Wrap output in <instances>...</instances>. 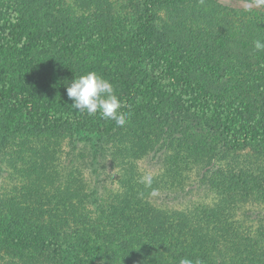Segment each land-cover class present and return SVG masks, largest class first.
I'll use <instances>...</instances> for the list:
<instances>
[{"label": "trees", "instance_id": "16d2710c", "mask_svg": "<svg viewBox=\"0 0 264 264\" xmlns=\"http://www.w3.org/2000/svg\"><path fill=\"white\" fill-rule=\"evenodd\" d=\"M90 1L101 7L108 3L107 0ZM211 3L212 0H184L185 17H178L182 27L203 28L208 32L216 28L220 34L236 28L240 23L235 19L237 13L229 9H225V15L215 10L209 13L214 25L196 21L193 12L202 11ZM55 4L58 0H0V125H11L20 119L35 128L33 135H22L16 141L19 143L17 156L5 154L11 139L7 133L0 134V174L6 171L8 179V190L0 189V264H179L183 257L213 264H264V216L253 217L250 209L241 213V225L252 219L262 222L260 233H253L228 220L224 206L166 210L152 200L155 192L152 188L157 184L146 188L128 168L123 169L118 188L106 190L104 195L101 188L76 183L77 166L69 170L60 165L59 150L51 149L50 145L41 146L44 127L47 131L53 128L57 131L59 126L62 130L58 129L56 134L60 135L63 130L80 128L87 120L103 126V140L126 141L123 130L132 123L146 126L144 114L157 109L154 102L145 105L139 100L149 91L156 94V87L160 88L158 91L172 89L177 99L191 101L184 104L200 117L212 118L213 112H219L217 129L235 148L264 144V114L251 120L256 121L247 122L246 111L233 101V93H228V88L219 91L189 74L183 75L190 58L194 59L196 54L186 57L185 50L184 55L178 53L167 61L161 58L148 33H154L148 18L152 13L150 8L147 12L138 10L136 15H119L121 18L116 21H108L103 15L105 19H94L95 24L87 25L77 16L66 20L52 16ZM129 7L137 9L142 4ZM250 13L255 17L251 23L260 22L258 12ZM119 24L133 28L129 38L126 37L128 44L117 41L116 35H121L116 33ZM245 31L252 40L241 39L243 46L255 50L253 41L259 39L258 35L249 28ZM244 36L240 33V37ZM217 41L227 49L238 40L219 37ZM133 42L139 43L143 58L139 62L129 56V60L133 67L146 72L142 79L135 77L127 83L129 89H126L122 70L126 68ZM41 43L62 46L65 56L61 66L67 72L80 76L96 71L109 79L122 101L127 123L120 127L99 115L90 116L74 108L63 110L45 91L28 89V79L37 72L40 74L31 55ZM69 53L76 57H69ZM121 57L123 69L115 62ZM177 60L185 62L178 67L172 64ZM18 86L20 89L16 90ZM58 94L62 95L61 101H68L66 90L59 89ZM157 106L162 105L157 103ZM139 140L132 146L140 145ZM29 150L35 155L43 150L44 163L32 167L27 157ZM127 151L130 152L129 146ZM18 162L24 163L20 169ZM232 184L229 187L233 191L247 192L248 184L241 186L239 180ZM263 184L264 181L256 179L251 188Z\"/></svg>", "mask_w": 264, "mask_h": 264}, {"label": "rangeland", "instance_id": "374dc122", "mask_svg": "<svg viewBox=\"0 0 264 264\" xmlns=\"http://www.w3.org/2000/svg\"><path fill=\"white\" fill-rule=\"evenodd\" d=\"M107 1V6L101 7L90 0H58L51 14L65 20L77 16L85 24L93 25L94 19L100 20L104 18L103 15H106L107 20L116 21L121 18L119 15H136L138 10L147 12L150 8L152 13L148 18L153 24L154 33L149 31V37L164 61H167V58L172 59L175 55H179L178 53H186L185 50L186 57H190L192 53L196 54L194 59L190 58V65L183 75L189 74L198 82L209 84L219 91L228 88V93L231 91L233 93V101L246 111L247 122L256 121V119L251 120L259 114H264V52L256 53L252 47L243 46L241 41L243 38L252 40L251 35L245 31L248 28L264 41V6L252 5L251 11H245L251 0H212L209 7L193 12L196 21L204 25L207 22L211 23L209 13L214 10L220 15H225V9L236 12L235 19L240 23L229 33L220 34L213 27L209 32L204 31L203 28L182 27L183 22L178 17H185L184 13L182 14L184 0ZM138 3L142 4L141 8L129 7ZM250 12H258L260 22L251 23L250 21L255 17H251L253 13ZM98 13L99 18L96 17ZM117 29L116 33L121 34L116 35L117 41L128 44L127 39L133 28L119 24ZM240 33H244L245 36L240 37ZM219 37L238 41L225 49V46L218 43ZM38 46L32 50L34 52L31 58L39 66L40 74L37 72L34 77L28 79L27 88L45 91L46 95L55 103H59L57 105L63 110L72 108V101L69 99H66L67 102L61 101L62 95H56V91L66 90L74 76L78 77L79 74L70 70L67 72L66 68H62L61 59L65 56L62 46L53 43L48 45L41 43ZM139 47V43H132L125 70L124 67H120L124 62L123 58L115 59L116 66L122 68L125 73V88L135 77L142 79L141 77L145 75L146 71L133 67L129 60L131 56L140 62L143 52ZM70 49L76 51L75 48ZM68 56L76 57L73 53H69ZM72 58H69L70 61L78 62V59ZM182 62L185 61L177 60L172 64L179 67L183 65ZM76 67L78 66L73 65V68ZM18 89L20 86L16 88ZM159 89L154 88L158 95L149 91L146 96L139 99L141 104L145 105L154 102V108L157 109L148 110L144 114L147 119L144 121L146 126L139 124L135 126L132 123L123 130L126 141L103 140V126L94 120H87L80 128L63 130L60 135L56 134L58 129L62 130L59 126L57 131L54 128L47 131L44 127L41 137V142L44 144L41 146L50 145L51 149L59 150L60 165L69 167V170L77 166L76 183L85 187L101 188L104 195L118 188L123 169L128 168L138 176L145 173L152 174L153 183L157 184V187L152 188L155 189L152 200L166 210L189 211L196 207L224 206L227 219L236 222L239 226L243 217L241 213L247 209H250L253 217L264 216V184L251 188L254 180L264 181V144L235 148L233 143L223 137L217 129L219 112H213L212 118L200 117L184 104L191 101L183 102L177 99L172 89L158 91ZM157 103L162 106H157ZM33 129L28 122L26 124V121L20 119H15L11 125L7 124L4 127L0 125V134L7 133L11 139L8 148L4 150L5 154L8 157L13 154L17 156L16 149L19 143L16 141L22 135H33L31 134ZM45 131L46 133H43ZM139 138L140 145L132 146ZM14 142L16 143L13 145ZM128 146L130 152L127 151ZM38 152L42 154L35 155L32 150L27 152V157H30L28 160L32 161V167L35 168L44 163L45 152L43 150ZM23 165L24 163L18 162V169ZM6 177V171L0 174L1 191L8 190ZM97 178L98 181L95 183ZM236 179L241 186L248 184L246 193L240 189L233 191L229 187L232 180L234 185ZM260 223L262 222L252 219L241 226L244 231L249 229L251 232L254 231L253 233H260L258 231ZM203 264H213V262H203Z\"/></svg>", "mask_w": 264, "mask_h": 264}, {"label": "clouds", "instance_id": "9594fccd", "mask_svg": "<svg viewBox=\"0 0 264 264\" xmlns=\"http://www.w3.org/2000/svg\"><path fill=\"white\" fill-rule=\"evenodd\" d=\"M252 5L264 6V0H251L245 11H251ZM257 52H264V41H253ZM67 97L72 101L71 107L77 111H84L90 116L99 115L102 119L113 120L117 126L123 127L128 120L127 114L122 111V101L117 95L113 83L96 71H89L78 77L74 76L66 88ZM138 182L146 188H151L153 176L145 173L139 176ZM155 191V190H153ZM179 264H203L199 258L195 260L183 257Z\"/></svg>", "mask_w": 264, "mask_h": 264}]
</instances>
